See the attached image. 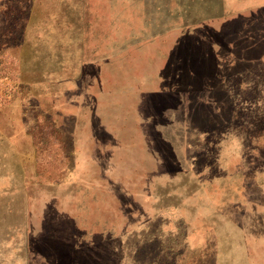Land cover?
<instances>
[{"label":"rangeland","instance_id":"rangeland-1","mask_svg":"<svg viewBox=\"0 0 264 264\" xmlns=\"http://www.w3.org/2000/svg\"><path fill=\"white\" fill-rule=\"evenodd\" d=\"M0 264H264V0H0Z\"/></svg>","mask_w":264,"mask_h":264},{"label":"crops","instance_id":"crops-1","mask_svg":"<svg viewBox=\"0 0 264 264\" xmlns=\"http://www.w3.org/2000/svg\"><path fill=\"white\" fill-rule=\"evenodd\" d=\"M233 244H228L227 246H220V249H222V251H223V249H227V250H231V249H233L234 248V246H232ZM241 245H242V247L241 248H246L247 246H245V243L244 242H241ZM240 247V246H239ZM224 254V253H223Z\"/></svg>","mask_w":264,"mask_h":264}]
</instances>
